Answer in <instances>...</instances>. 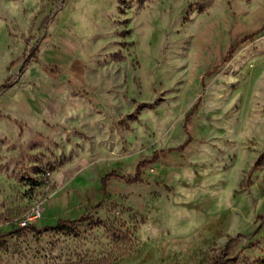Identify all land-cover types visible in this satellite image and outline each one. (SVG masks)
<instances>
[{"label": "rangeland", "instance_id": "rangeland-1", "mask_svg": "<svg viewBox=\"0 0 264 264\" xmlns=\"http://www.w3.org/2000/svg\"><path fill=\"white\" fill-rule=\"evenodd\" d=\"M218 260L264 264V0H0V264Z\"/></svg>", "mask_w": 264, "mask_h": 264}, {"label": "trees", "instance_id": "trees-1", "mask_svg": "<svg viewBox=\"0 0 264 264\" xmlns=\"http://www.w3.org/2000/svg\"><path fill=\"white\" fill-rule=\"evenodd\" d=\"M241 35V38H240V41L239 44L243 43V42H246L248 40H252V37L255 35L254 33H248L246 34V32H242L240 33ZM234 50H231L229 52L228 55L224 56L223 57V60L226 62V61H229L232 57H233V52ZM33 56V55H32ZM32 56L28 57L27 60L25 61L24 65H23V68L26 67L31 59H32ZM12 85L9 84L7 86L4 87V89H7L9 88L10 86ZM199 103L200 101H198L196 103V105L194 106V108L189 111L186 115V120H185V125H184V128H185V132L187 133L188 135V140L185 144L179 146L178 148H170V149H161V150H157L155 151L150 157H148L147 159H141L139 161L136 162L135 166L133 167V170L135 171V176L134 177H127V180H129L130 182H137V181H141L142 178H141V169L148 166L149 164H152V163H155V162H158V161H162L163 163H170L171 162V158H170V155L176 151V150H182L184 151L193 141V137H194V126L196 124L195 122V117H196V111L199 107ZM113 177H122L120 176L116 170H110L108 171L104 176H102L99 180V183H100V187H97V186H94V187H91V188H86V189H82V190H71L70 192H67L65 194H62L60 196V199L61 197L62 198H67L68 196H72L74 194H78V196L80 197L81 200H84V199H87L89 201H94L95 197L99 194H102V193H105L106 192V189H107V183L108 181L113 178ZM46 207V206H45ZM86 217H82L81 219L85 220ZM32 228L35 230V231H38V232H41V230L37 229V227L35 226H32ZM56 227H51V226H47L46 227V230H53L55 229ZM220 260L214 262L213 264H220Z\"/></svg>", "mask_w": 264, "mask_h": 264}, {"label": "built area", "instance_id": "built-area-1", "mask_svg": "<svg viewBox=\"0 0 264 264\" xmlns=\"http://www.w3.org/2000/svg\"><path fill=\"white\" fill-rule=\"evenodd\" d=\"M45 212V204L43 202L37 203L21 220L22 227H29L36 221L43 218Z\"/></svg>", "mask_w": 264, "mask_h": 264}, {"label": "crops", "instance_id": "crops-1", "mask_svg": "<svg viewBox=\"0 0 264 264\" xmlns=\"http://www.w3.org/2000/svg\"><path fill=\"white\" fill-rule=\"evenodd\" d=\"M85 201V200H84ZM45 212H46V209H45ZM45 212H44V215H45ZM44 215H43V217H44ZM32 226H34V225H32Z\"/></svg>", "mask_w": 264, "mask_h": 264}]
</instances>
